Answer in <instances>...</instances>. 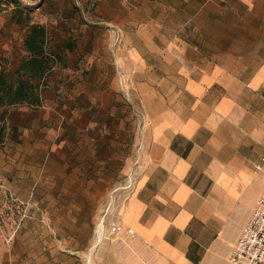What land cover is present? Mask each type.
<instances>
[{
  "label": "rangeland",
  "instance_id": "obj_1",
  "mask_svg": "<svg viewBox=\"0 0 264 264\" xmlns=\"http://www.w3.org/2000/svg\"><path fill=\"white\" fill-rule=\"evenodd\" d=\"M42 1L0 0V69L16 78L31 22L46 27L55 60L41 104L0 108V264H132L127 254L154 264L148 245L116 260L93 253L113 235L108 203L129 182L144 126L125 59L142 79L140 52L220 55L253 70L264 62V0Z\"/></svg>",
  "mask_w": 264,
  "mask_h": 264
},
{
  "label": "crops",
  "instance_id": "obj_2",
  "mask_svg": "<svg viewBox=\"0 0 264 264\" xmlns=\"http://www.w3.org/2000/svg\"><path fill=\"white\" fill-rule=\"evenodd\" d=\"M148 55L139 53V69L150 71L145 79L133 78L125 56L144 126L131 178L107 216L133 233L112 235L93 253L116 260L148 245L158 253L154 264H232L230 252L263 189L264 168L257 175L254 165L264 157V62L245 71L220 55L151 52L158 60L151 64Z\"/></svg>",
  "mask_w": 264,
  "mask_h": 264
},
{
  "label": "trees",
  "instance_id": "obj_3",
  "mask_svg": "<svg viewBox=\"0 0 264 264\" xmlns=\"http://www.w3.org/2000/svg\"><path fill=\"white\" fill-rule=\"evenodd\" d=\"M47 29L43 24L32 23L24 39L27 54L15 69L16 78L0 69V108L42 103V90L54 65V54L47 50Z\"/></svg>",
  "mask_w": 264,
  "mask_h": 264
},
{
  "label": "built area",
  "instance_id": "obj_4",
  "mask_svg": "<svg viewBox=\"0 0 264 264\" xmlns=\"http://www.w3.org/2000/svg\"><path fill=\"white\" fill-rule=\"evenodd\" d=\"M264 168V157L255 163L254 170L258 175ZM131 178V177H129ZM263 189L256 200L253 211L243 225L241 233L232 248L229 261L232 264H264V176L262 177ZM110 202L107 211H109ZM105 216V215H104ZM105 217H103V220ZM133 228L125 226L122 222L110 225L108 235L132 234Z\"/></svg>",
  "mask_w": 264,
  "mask_h": 264
},
{
  "label": "bare ground",
  "instance_id": "obj_5",
  "mask_svg": "<svg viewBox=\"0 0 264 264\" xmlns=\"http://www.w3.org/2000/svg\"><path fill=\"white\" fill-rule=\"evenodd\" d=\"M102 235H103V231H102V227L100 228V237L95 239L92 246L94 247L95 245H97L100 241H102ZM89 264H92L91 259L89 258Z\"/></svg>",
  "mask_w": 264,
  "mask_h": 264
}]
</instances>
